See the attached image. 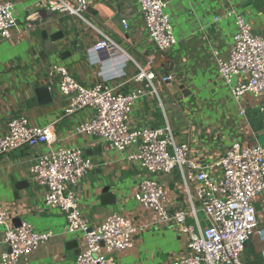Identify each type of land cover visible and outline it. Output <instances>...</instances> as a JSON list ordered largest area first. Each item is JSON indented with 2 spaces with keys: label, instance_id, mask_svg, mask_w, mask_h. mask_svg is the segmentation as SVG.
Masks as SVG:
<instances>
[{
  "label": "crops",
  "instance_id": "1",
  "mask_svg": "<svg viewBox=\"0 0 264 264\" xmlns=\"http://www.w3.org/2000/svg\"><path fill=\"white\" fill-rule=\"evenodd\" d=\"M0 1L13 2L18 19L10 38L0 36V137L7 133L9 120L18 115L26 116L33 126H55L51 144L0 155V202L8 214L7 225L0 226V264L1 255L9 249L4 241L7 227L23 222L31 223L38 232H52V237L18 264L75 263L81 236L65 231L63 212L44 206L46 189L30 171L38 155L67 147L82 148L93 163L90 174L74 188L82 217L96 225L107 215L120 213L138 227L134 245L116 254L119 264H174L187 256V232L172 223L157 224L153 212L136 201L144 174L138 164L101 139L76 133V125L88 119L91 111L65 113L67 100L58 89L57 76L50 75L51 66H66L84 86L108 83L129 92L139 86L134 81L139 65L147 66L153 59L157 75L171 74L173 79L158 81L157 96H144L135 103L131 126L169 124L178 142L190 144L191 156L218 174L215 164L235 141L264 147V95L247 93L237 102L219 78L213 54L217 49L226 56L233 45L236 27L233 18L226 16L231 8L254 31L264 33V0H164L177 40L166 55L157 51L138 0L91 1L85 19L51 12L46 3L41 6L43 0ZM104 35L119 46L121 56L93 50ZM53 36L56 40L51 42ZM46 85L47 96L39 91ZM160 179L169 197L168 207H186L180 169ZM254 204L264 228V192ZM200 222L202 226L209 223L204 216ZM242 261L264 264V236L256 233L251 237Z\"/></svg>",
  "mask_w": 264,
  "mask_h": 264
},
{
  "label": "built area",
  "instance_id": "2",
  "mask_svg": "<svg viewBox=\"0 0 264 264\" xmlns=\"http://www.w3.org/2000/svg\"><path fill=\"white\" fill-rule=\"evenodd\" d=\"M91 1L43 0L54 13L84 18ZM140 12L158 52L169 51L177 42L171 15L164 0H138ZM16 6L0 1V36L10 38L17 26ZM226 16L235 23L234 42L226 56L214 49L218 76L239 102L247 93L264 95V33L254 31L247 19L231 8ZM126 25V20H123ZM121 56L118 45L104 35L93 47ZM154 60L138 67L134 81L139 86L129 92L118 91L108 83L84 86L66 66L53 64L50 75L58 78V89L66 97V114L89 109L88 119L75 127L77 134L95 136L110 149L117 150L128 161L144 171L135 199L154 214L157 224H174L188 234L190 253L174 264H243L242 255L254 234L264 236L254 204L264 192V147L258 143L235 141L215 164L220 173L212 172L191 156L190 144L178 142L169 124L156 127H133L130 114L144 96L158 95L156 83L173 79L171 74L157 75ZM1 77V74H0ZM237 79L235 82L234 80ZM242 112H245L242 109ZM54 124L33 126L24 115L12 117L8 131L0 137V155L25 147L51 144ZM93 163L80 147L51 149L38 155L31 166L33 179L46 191L44 206L65 214V231L80 234L81 249L74 264H119L116 254L134 245L138 227L120 213H111L96 225L81 215L75 186L87 177ZM181 171V182L187 206L170 209L168 195L160 176ZM200 214L208 220L202 226ZM192 217L194 221L189 223ZM8 214L0 202V226L7 225ZM52 237V232H38L29 222L7 227L4 241L8 251L1 264H18Z\"/></svg>",
  "mask_w": 264,
  "mask_h": 264
},
{
  "label": "water",
  "instance_id": "3",
  "mask_svg": "<svg viewBox=\"0 0 264 264\" xmlns=\"http://www.w3.org/2000/svg\"><path fill=\"white\" fill-rule=\"evenodd\" d=\"M56 37H50V41L51 42H53V41H55L56 39H55ZM160 55H166V53L165 52H160ZM47 90H48V86L46 85V86H43V87H41L40 89H39V91L41 92V93H43L45 96H47Z\"/></svg>",
  "mask_w": 264,
  "mask_h": 264
},
{
  "label": "rangeland",
  "instance_id": "4",
  "mask_svg": "<svg viewBox=\"0 0 264 264\" xmlns=\"http://www.w3.org/2000/svg\"><path fill=\"white\" fill-rule=\"evenodd\" d=\"M200 216H202V215L200 214Z\"/></svg>",
  "mask_w": 264,
  "mask_h": 264
}]
</instances>
